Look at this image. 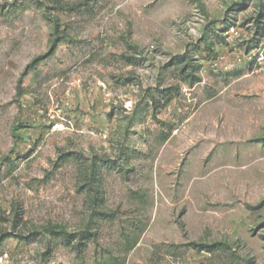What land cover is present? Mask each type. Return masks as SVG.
Segmentation results:
<instances>
[{
    "label": "rangeland",
    "instance_id": "1",
    "mask_svg": "<svg viewBox=\"0 0 264 264\" xmlns=\"http://www.w3.org/2000/svg\"><path fill=\"white\" fill-rule=\"evenodd\" d=\"M261 3L0 0V264H264Z\"/></svg>",
    "mask_w": 264,
    "mask_h": 264
},
{
    "label": "trees",
    "instance_id": "2",
    "mask_svg": "<svg viewBox=\"0 0 264 264\" xmlns=\"http://www.w3.org/2000/svg\"><path fill=\"white\" fill-rule=\"evenodd\" d=\"M261 6H262L261 12L258 15V17L255 18L256 30H255L253 37L250 39V44L246 48L247 51H249L250 49L255 47L257 44L260 43V41L262 39H264V3L263 4L261 3ZM228 27H230V24L227 26V28ZM223 39L225 40V37H223ZM185 58H188V56L187 55H179L177 57L178 62L184 61ZM191 60H192V58L189 57V61H191ZM130 61L132 62L133 60H130ZM190 63L191 62H189V65H191ZM193 79H195V76H193ZM98 171H99V166H97L96 164H92L91 172H90L92 175H86V178H85V183H86V185L90 186V190L96 191L95 193L94 192L92 193L94 197L97 196L96 193L98 192V187H100V181L97 180L98 177L95 176V174ZM88 172L89 171H87V174H88ZM14 210H15L16 222L18 223L22 219V214L20 213V211L17 209V207L15 205H14ZM1 220H2V216H0V221ZM0 227H1V222H0ZM12 236L18 237L20 239L22 237L19 234H14L12 232H9L8 230L0 228V247H2L4 242ZM64 237L66 239H68L71 237V234H68L67 232H65ZM86 238H87V235H85L84 233H81L79 236V243L83 244L84 243L83 241ZM218 245H221V244H218V243H215V244H198V243H196L194 246L199 251L205 250L207 252H214L218 248Z\"/></svg>",
    "mask_w": 264,
    "mask_h": 264
},
{
    "label": "built area",
    "instance_id": "3",
    "mask_svg": "<svg viewBox=\"0 0 264 264\" xmlns=\"http://www.w3.org/2000/svg\"><path fill=\"white\" fill-rule=\"evenodd\" d=\"M241 35L240 30L236 26H231L225 32V42L227 44H232ZM237 56L229 57V55L219 54L215 58L210 60V67L214 71H230L232 70L237 61L241 59ZM243 59L250 63L263 64L264 63V39L260 41L255 47L249 51L241 54ZM10 257L9 250H2L0 252V263L7 261Z\"/></svg>",
    "mask_w": 264,
    "mask_h": 264
}]
</instances>
